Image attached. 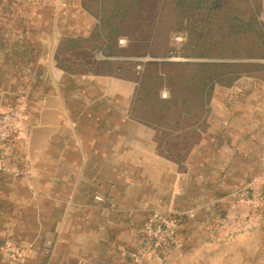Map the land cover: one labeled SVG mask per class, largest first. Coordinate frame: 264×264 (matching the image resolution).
I'll return each instance as SVG.
<instances>
[{
	"label": "crops",
	"instance_id": "crops-1",
	"mask_svg": "<svg viewBox=\"0 0 264 264\" xmlns=\"http://www.w3.org/2000/svg\"><path fill=\"white\" fill-rule=\"evenodd\" d=\"M248 3L264 36V0ZM97 21L85 0H0V111L24 107L0 172V264H133L122 253L140 245L154 211L193 216L183 214L178 246L139 264H264V229L237 203L262 189L264 56L241 58L240 73L214 83L200 116L162 144L134 105L143 56L107 54ZM69 40L132 70H63ZM232 215L246 229L223 223ZM6 239L21 249L13 261Z\"/></svg>",
	"mask_w": 264,
	"mask_h": 264
},
{
	"label": "trees",
	"instance_id": "trees-1",
	"mask_svg": "<svg viewBox=\"0 0 264 264\" xmlns=\"http://www.w3.org/2000/svg\"><path fill=\"white\" fill-rule=\"evenodd\" d=\"M166 1L168 0H109V2L107 0H85V4H89L92 12L97 17V31L93 36L103 37L104 49L107 50V54L123 52L130 55H148L151 57V60L144 62L142 71L134 77V80L138 83L137 96L134 101L135 107H138L140 102H147L149 107H155L158 103H162L165 108L174 106L175 102L178 101L176 96H174L173 102L170 99H159L157 89L154 87L156 83H161V85L168 87L171 94H173V87L170 85L172 78L169 71L172 70V67L183 66L186 76L183 78L182 75L181 79L183 78L182 81L190 85L193 90L189 91V96L183 97L180 103L189 105V101L194 99V109L197 111V108H199L201 113L205 109V104L214 83L230 82L233 75L240 73V70L234 69V67L243 65L219 62H175L158 59V53L155 51L157 41L165 38L167 43L174 36L181 35L183 42L179 48H186L190 51V53H184L181 56H208V52L218 50L219 46H222L227 55H232L230 52L235 48L239 50L241 46L235 41L231 43L228 35L236 37V35L244 32L248 37L245 44L242 45L243 48L240 49L243 52L234 55L262 57L264 56V36L256 14L251 11L250 18L244 21V27L229 24L226 26L227 32H225L224 24L219 23V30L223 31V33L220 32L222 36H219L216 40H211L212 43H209L210 38L214 39V33H212L213 23L208 20L207 12L219 9L221 0H170L176 8L186 13L188 18L184 25H182V20H177L178 27L175 31H171L162 25ZM187 6L192 9L187 10ZM203 7L207 11L202 16L199 9ZM232 18L238 20L235 15ZM181 26H184L185 30ZM119 36H124L128 40L127 46L123 49L116 46ZM220 38L221 40L228 38V40L221 41ZM94 50L93 47L82 48L76 41L69 40L59 48L57 65L63 70L73 72L87 70L95 73L100 71L111 73L115 69L116 73H119L126 70V68L132 70V63H123L125 66H114L112 62L96 61L93 58ZM253 67L259 68L260 66L253 65ZM189 107L187 106L184 109L186 116L191 115L192 108ZM150 112L154 113V109H151ZM200 113L195 112V117L198 118ZM141 119L151 124L154 123L147 116L141 117ZM177 218L180 223L183 220V215L177 216ZM177 238H179L178 232ZM172 248L174 246L171 245L162 247L165 251Z\"/></svg>",
	"mask_w": 264,
	"mask_h": 264
},
{
	"label": "rangeland",
	"instance_id": "rangeland-1",
	"mask_svg": "<svg viewBox=\"0 0 264 264\" xmlns=\"http://www.w3.org/2000/svg\"><path fill=\"white\" fill-rule=\"evenodd\" d=\"M109 2V0H107ZM165 10L164 14L162 16L163 21L162 25L166 27V29H170L171 31H175L177 26V20H182V25L186 23L187 21V14L180 11L179 8H176L173 4L172 1L168 0L165 2ZM110 6V5H109ZM108 6V7H109ZM110 8V7H109ZM187 10H191L192 8L189 6L186 7ZM202 13V16L205 15L206 9L203 7L202 9H199ZM208 13V20H210L213 23V31L214 33V39L210 38V42L212 43L211 40H216L218 39L219 36H222L223 31L218 27L219 23L224 24L223 27L225 28V32H227L226 26L229 24H232L234 26H243L244 27V21L248 20L251 16V8L248 3V0H221V6L217 10L209 11ZM237 16L238 20H234L232 17ZM204 18V17H203ZM183 30H185L184 26H181ZM244 29V28H242ZM170 31V32H171ZM222 31V33H220ZM172 33V32H171ZM177 37H180V40L177 39ZM247 35L242 32L240 35H236V37H232L231 35H228V38L230 39L231 43L235 41L238 45L240 44V49L243 48V44H245V41H247ZM228 38L226 40H228ZM225 39V38H224ZM221 40V38H220ZM226 40H221V41H226ZM183 42V38L181 35H176L172 39H169L167 43L165 42V38H162L157 41V46L155 48V51L158 53V59L162 60H168L169 58H182V59H189V61L192 58H199L200 60H203L204 62H219V63H235V64H240L243 65V63L240 61L241 58H245L244 56H235L234 54L243 52L239 50H236L235 48L233 51L230 53L232 55H227L225 53V50L222 48V46H219L217 48L218 50L215 51H210L208 52V56H181L184 53H190L188 49H181L179 46H181ZM234 43V42H233ZM215 46V45H214ZM169 54V55H168ZM211 54V55H209ZM181 56V57H180ZM148 55H145L141 57L140 62L142 64L141 68H138L139 71H142L143 69V63L148 61L149 59L151 60V57ZM234 58H236L237 62L233 61ZM188 61V60H187ZM176 62V61H175ZM185 62V61H183ZM242 66H236L234 69H239L241 70ZM172 70L169 71V75L171 76V86L173 87V94H171L170 90L168 87H165L161 85V83H156L155 89H157V97L159 99H170V101H174V96L178 98V101L175 102L174 106L165 108L162 106V103H158L155 107H149L147 102H140L138 107H136L137 113L139 114L140 117H145L147 116L149 119L154 121L155 123V128H156V134L159 137V140L163 144V140L165 139V134H169L170 132L173 134V136L178 135L175 131L180 128V125H187L188 123H193L196 119L195 117V112L200 113V109L197 108V111L194 109V99L189 101V105L186 104H181V99L185 97L186 95L189 96V91L193 90L191 89L190 85L185 84V82L182 81V79L186 76L185 71L183 70V66L179 67H172ZM183 75V78L181 79ZM223 81V80H222ZM167 85H169L168 82H166ZM162 91H166L167 95L166 97H162ZM192 108L191 115L186 116L184 113V109L187 108ZM151 109H154V113L150 112ZM179 137V136H176ZM173 140V139H172ZM260 213V212H259ZM260 216V217H259ZM258 216V224L264 229V215H259ZM3 256H6L10 260H15L18 257L12 259L9 258L8 255L5 253ZM139 264V263H138Z\"/></svg>",
	"mask_w": 264,
	"mask_h": 264
},
{
	"label": "built area",
	"instance_id": "built-area-1",
	"mask_svg": "<svg viewBox=\"0 0 264 264\" xmlns=\"http://www.w3.org/2000/svg\"><path fill=\"white\" fill-rule=\"evenodd\" d=\"M177 39L180 40V37H177ZM137 68H141V65H137ZM166 95L167 92L162 91L161 96L166 97ZM23 113L24 107L21 102L0 111V172L7 170L4 163L5 145L20 127ZM256 183L260 184L262 189L255 193L245 192L243 196L237 199V203L244 206L250 214L259 216L260 213H264V155L262 157V172ZM96 198L101 199L100 197ZM183 214L187 217L193 216L191 211ZM245 222V218L239 215H232L223 220V223H230L240 230L246 229ZM178 228L179 219L177 215L154 211L142 226L141 235L143 240L140 245L135 250L123 251L122 255L133 264L141 263L146 259H157L163 246L179 245ZM2 250L12 259L22 255L21 249L10 239L3 241Z\"/></svg>",
	"mask_w": 264,
	"mask_h": 264
}]
</instances>
